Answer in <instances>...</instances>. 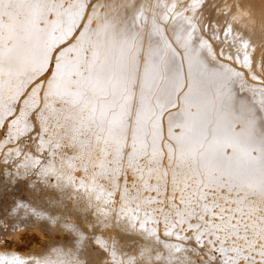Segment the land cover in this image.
Instances as JSON below:
<instances>
[{
    "label": "snow or ice",
    "instance_id": "obj_1",
    "mask_svg": "<svg viewBox=\"0 0 264 264\" xmlns=\"http://www.w3.org/2000/svg\"><path fill=\"white\" fill-rule=\"evenodd\" d=\"M230 7L0 0V129L35 132L60 164L25 152L19 166L82 190L119 230L93 238L103 264H264V37Z\"/></svg>",
    "mask_w": 264,
    "mask_h": 264
},
{
    "label": "rangeland",
    "instance_id": "obj_2",
    "mask_svg": "<svg viewBox=\"0 0 264 264\" xmlns=\"http://www.w3.org/2000/svg\"><path fill=\"white\" fill-rule=\"evenodd\" d=\"M262 3L264 4V0H262ZM29 134H30V133H29ZM27 135H28V134H27ZM27 135H25V136H27ZM25 136H23V137L25 138ZM23 137H22V138H23ZM2 138H3V140H5V139H4V138H5V133L3 134V137H2ZM22 138H21L19 141L17 140L18 142L16 141V142H17L16 144L19 146L18 143H20V145L22 144V145H24L23 147H25V143H24L25 140H23ZM21 141H23V142H21ZM14 142H15V141H14ZM9 144H10V143H9ZM9 144H8V145H9ZM12 144H15V143L12 142ZM37 144H38V143H37ZM8 145L6 144V146H8ZM6 146H5V147H6ZM33 146H34V145H33ZM5 147H4V148H3V147H0V148H2V151H3V154H2V152H1V150H0V154L5 155L6 152L9 154V152L12 150V149H8V150H6ZM19 147H20V146H19ZM28 147H29V146H26L25 149H27ZM33 148H34V150H33ZM33 148H32V147H29L28 149H29L30 151H29V150H28V151L26 150V151H27V153L30 152V153H28L30 156L36 157V158H38V159L40 158V159H41L40 162L42 161L41 164L45 165V163H47V161L50 160V159H52L53 162H54L56 165H57L58 163L60 164V157H58L59 155H57V156H55V157L53 158V157H51L50 155H48L47 150H45V151H43V152H40V151H37V147H36V146L33 147ZM4 149H5V150H4ZM20 149H21L22 152L25 151V149L23 150V148H21V147H20ZM9 150H10V151H9ZM31 150H33V151H31ZM35 150H36L37 152H36ZM4 151H5V152H4ZM13 151H14V150H13ZM32 152H33V153H32ZM34 152H36V154H38V155H36ZM7 153H6V154H7ZM14 153H15V152L12 153V151L10 152V155L13 154V155H11V156H12L11 158L14 157V155H15ZM24 153H25V152H24ZM22 154H23V153H21V155H22ZM45 154H46V155H45ZM2 155H0V158H1V157L3 158ZM10 155H8V156L5 155L4 158H3V160H0V174H2V173H3V175H4V174H5V175L8 174V176L11 177V180H12V181H11L9 177H8V178H9V180H8V178H6V176L3 177L4 179H0V185H1V187H0V200H1V202H0V206H1V208H2V209L0 208V209H1V210H0V213L3 214L6 210H7V212H8V214H7V212H5V213L7 214V215L4 214L5 216L2 215V214H1L2 216L0 215V219H1L0 221L4 220L3 222H0V223H2V226L0 225V228H2V227L4 226V227H3L4 229H0V232L2 231V232L0 233V235H2V236H0V239L2 238L1 241H0V245H2V246H3V245H6V246L8 247L7 249H9V250H16V251H19V252H23V250L21 249V246H22V248L25 249L24 252H25L26 250H28V251L30 250V253H29V252H26V253H28V254H32L31 252L35 250V249H33V248H34V247H35V248L37 247V250H36V253H35V254L37 255V257H36V261H37V262L39 261V260H37V259L41 257V258L45 259V261L48 259L49 261L55 262V264H56V262H57V264H58V263H59V264H63V263H65V264H70V262L73 261V260L75 259V257H76L75 255H78V256H77L78 258H76L75 262H76L77 260L79 261V257H80V255H81V253H82V255H81V257H80V260H82V262L85 261V260H83V259H85V258L87 257L88 254L91 255L92 258H95V257L97 256L98 258L96 257L95 259H96V260H99V262L102 261V260H101V256L99 257V256L97 255V252H95L96 250H98V246H97L92 240H93V238H94L95 236H99L100 238H102V237L105 235L104 237H106L107 232H105V234H104V231H105L106 229H102L103 223H102V225H101V224H96V223H98V220H99V222L101 221V220L99 219L98 212H97L93 207H92V208H91V207H87V205H86L87 203H84V204H83V202H84V200H85V199H84V196L81 195V194H84L83 191L81 190V191H79V193H76V192H75V193H76V195H75L74 192H70V190H72V188H71V187H68V188L65 187V186H64V182L61 183V181H60V182L57 181V177H56V176H55V177L52 176L53 179H51V178H52V177H51V178H50V179L52 180V181H51V180L48 178V177H50L51 175H50V176H45V177H44L43 175L38 174V172L40 171L38 168H35V171L32 172V171L34 170V168H31V170L24 171V170H23L24 168L21 167V169H22V171H21V169H20L18 163H20L19 161H21V159H22L21 157H22V156H21V157H17V156L15 155V156H16V157H15L16 160H15V158H14V159H11V158L9 157ZM34 155H35V156H34ZM6 156H7V157H6ZM46 156H47V157H46ZM41 157H42L43 159H42ZM44 157H45V158H44ZM2 158H1V159H2ZM7 158H8V159H7ZM19 158H21V159H19ZM46 158H48V159H46ZM4 159H5V160H9V159H11V161L13 160L12 162H16V164L14 163V165H15V167L18 166L17 169H16L15 167L10 168V167L14 166V165H10V164H13V163H12L10 160L8 161V162H9V163H8L7 161H4ZM44 159H46L45 162H44ZM55 159H57V160H55ZM18 160H19V161H18ZM58 160H59V161H58ZM1 162H2V163H1ZM5 162H6V163H5ZM10 162H11V163H10ZM43 162H44V163H43ZM4 164H5V165H4ZM8 164H9V165H8ZM59 164H58L57 166H59ZM1 165H3V166H1ZM6 165L9 166V168H8V167H5ZM4 167H5V168H4ZM1 168H2L4 171H3ZM7 168H8L9 170H8ZM6 169H7L8 171H6ZM36 169H38V171H37ZM19 170H20V171H19ZM2 171H3V172H2ZM5 171H6V172H9V173H12V174L6 173ZM36 171H37V173H35ZM29 172H30L31 174H30ZM17 173H18V174H17ZM32 173H33V176H34V177H32ZM39 173H40V172H39ZM21 174H22V175H21ZM34 174H35L36 176H35ZM37 174H38V176H40V177L43 176V177H42V178H40V177L38 178ZM3 175H2V176H3ZM15 175H17V176H21V178L16 176L18 179H17V178L14 179V178H15ZM29 175H30V176H29ZM76 175H78L77 177H79L80 173H78V174L76 173ZM0 176H1V175H0ZM2 176H1V178H2ZM22 177L25 178V179H23ZM30 178H32V181H31ZM37 178H38V179H37ZM54 178H55V179H54ZM19 179H20V180H19ZM22 179H23V180H22ZM34 179H36V181H35ZM39 179H40V182L37 183V180L39 181ZM43 179H44V180H43ZM3 180H4V181H3ZM5 180L7 181L6 184H8V185L5 184ZM13 180L15 181V183L18 182V183L16 184V187H19V188L21 187V189H22V186H23V188L25 189V192H24V189H22V192H24L25 194H23L22 192H19V191H21V189L19 190V188H16V187H15V183H13V182H14ZM17 180H19V181H17ZM42 180H43V181H42ZM49 180L51 181V184H50ZM55 180H56V181H55ZM21 181H22V183H21ZM53 181H55L54 184L52 183ZM3 182H4V183H3ZM9 182H10V183H9ZM23 182H24V183H23ZM25 182L28 183L29 185L27 186V184H26ZM41 182L43 183L42 185H41ZM46 182H47V184L49 183V184H48L49 187H47V185L45 184ZM11 183H12V184H11ZM19 183H20V184H19ZM39 183H40L41 187H39ZM56 183H57V184H56ZM9 184H10V185H9ZM13 184H14V186H12ZM18 184H19V185H18ZM22 184H23V185H22ZM32 184H33V185H32ZM37 184H38V185H37ZM52 184H53V185H52ZM55 184L57 185V187L54 186ZM60 184L63 185L64 187H63V186H62L63 188L60 187ZM2 185H3V186H2ZM35 185H36V187H35ZM43 185H46V187L43 186ZM58 185H59V186H58ZM5 186H8V187L10 186V187H9L10 190H9L8 188H6ZM11 186L13 187V190H14V191H15V189H16L15 192L12 190V187H11ZM50 186H51L52 189L50 188ZM53 186L55 187L56 190L54 189ZM14 187H15V188H14ZM25 187H26V188H25ZM27 187H28V188H27ZM34 187H35V188H34ZM58 187H59V188H58ZM2 188H3V189H2ZM32 188H33V189H32ZM36 188H37L38 190H36ZM40 188H42V189H40ZM45 188H46L47 190H46ZM61 188H62V189H61ZM17 189H18L19 191H18ZM26 189H27V190H26ZM28 189H29L30 191H29ZM39 189H40L41 191H39ZM50 189H51V190H50ZM63 189L65 190V192H64ZM68 189H69V193H68V191H67ZM44 190L47 191V193H46ZM48 190H50V193H51V194L49 193ZM53 190H54V191H53ZM60 190H61V191H60ZM4 191H5V192H4ZM10 191H11V192L13 191L14 193L12 192V195H11V194H9ZM26 191H27V192H26ZM31 191H32V192H31ZM34 191H35V192H34ZM51 191H52V192H51ZM72 191H73V190H72ZM1 192H2L3 194L5 193V194H6V197H4L5 194L2 196ZM11 192H10V193H11ZM16 192H18V193H16ZM28 192H29V193H28ZM41 192H42V193H41ZM53 192H54L55 194L57 193L59 196H57V194H56V196H55V194H54ZM7 193H8L10 196H9ZM15 193H16V194H15ZM20 193H21V194H20ZM26 193H27V194H26ZM33 193H35V194H33ZM38 193H39V194L41 193V196H40ZM44 193H45V194H44ZM48 193H49V194H48ZM65 193H66V196H67V195H70V196H71V197H70V196H67V200H68V201L65 200V199H66V198H65ZM80 193H81V194H80ZM18 194H20V195L18 196ZM30 194H31V195L33 194L34 197L31 196ZM53 194H54V196H53ZM77 194H78V196H77ZM13 195H14V196H13ZM15 195H17V196H16L17 198L15 197ZM21 195L24 196L23 198H26V197H27V198L24 199V200H22V199H23V198H22V199L20 200V198L22 197ZM25 195H26V196H25ZM27 195H29V196H27ZM36 195H37V196L39 195V196L37 197ZM45 195H46V196H45ZM47 195H48V197H47ZM49 195H51V196H49ZM73 195H75L76 198H75ZM8 196L11 197V198H10L11 200L9 199ZM20 196H21V197H20ZM43 196H44V197H43ZM61 196H63V197H61ZM82 196H83V197H82ZM1 197H2V198H1ZM7 197H8V200H7ZM13 197H14V198H13ZM18 197H19V198H18ZM28 197H30V199H31L30 202H31V203H30V202L28 203V201L30 200ZM39 197H40V198H39ZM41 197H42V198H41ZM46 197H47L49 200H52V201H53V198H54V197H55V199H56V197L59 198V199L61 198V202H63V201L65 200L63 203H64V205H65V204H66V205H65L63 208L66 207L67 210L65 209V212H64V213L67 212V213H66L67 216L64 215V214H62V215H64V219H63V218L60 219V217H58V218H56V219H57V220H58V219L61 220L60 223L63 222V221H65V220H68V221H67L68 224H64V222H63V224H62V223L60 224V223H59V220H58V221H57V220L55 221V220H53V219L51 220L50 217H49L50 219H49L48 221H46L47 218H48V216H49L48 213L51 212V211H48V213H47L46 210H49V209H51V207L53 208V207L55 206L54 201H53V202H52V201H49ZM52 197H53V198H52ZM68 197H69V198H72V199H68ZM73 197H74V198H73ZM81 197H82L83 199H82ZM12 198H13L14 200H13ZM36 198H37V199H36ZM50 198H51V199H50ZM62 198H63V200H62ZM78 198H79V199H78ZM80 198H81L83 201H81ZM18 199H19V200H18ZM27 199H28V200H27ZM34 199H36V200L34 201ZM43 199H44V200H43ZM2 200H4V201H2ZM5 200H7V201H5ZM17 200L20 201V203L23 201L22 204H20ZM8 201L10 202L9 204H8ZM14 201H16V202H14ZM24 201H26V202L24 203ZM32 201H33V202H32ZM48 201H49V203H47ZM69 201H70L71 204L69 203ZM73 201H74V202H73ZM76 201H77V202H76ZM79 201H80V202H79ZM3 202H5V203H3ZM36 202H37V203H36ZM38 202H40L39 205H38ZM41 202H42V203H41ZM43 202H44V203H43ZM45 202H46V203H45ZM50 202H52V203H50ZM65 202H67V203H65ZM78 202H79V204H80L81 206L78 204ZM81 202H82L83 205L81 204ZM1 203L5 204V206H4L3 204H1ZM6 203H7L8 206L6 205ZM11 203H12V204H11ZM14 203H15V204H14ZM16 203H18L21 207H19L18 204H16ZM33 203H34V204H33ZM53 203H54V204H53ZM73 203H74V204H73ZM75 203H76V206H75ZM25 204H26V205H25ZM29 204H30V205H29ZM31 204H32V205H31ZM44 204H45V205H44ZM47 204L50 205V206H48ZM2 205H3V206H2ZM10 205H15V206H14V208H13V207L10 206ZM33 205H34V206H33ZM36 205H37V206H36ZM40 205H41L42 207H44V208H41ZM46 205H47V206H46ZM51 205H52V206H51ZM77 205H79L80 210L77 208V207H78ZM6 206L9 207V210L7 209ZM27 206H28V207H27ZM30 206H31V207H30ZM45 206H46V207H45ZM73 206H74L75 208H74ZM10 207H11V209H10ZM29 207H30V208H29ZM35 207H36V209H34ZM47 207H48V209H47ZM81 207H82V208H81ZM85 207H87V208L84 209V212H83L82 210H83V208H85ZM5 208H6V209H5ZM12 208H13V209H12ZM15 208H16V209H15ZM18 208H19V209L21 208V210H22L24 213H22V211L19 210ZM24 208H25V210H23ZM38 208H39V209H38ZM89 208H90L91 212H90ZM26 209H27V210H26ZM30 209H31V211L33 210V212L36 211L35 213H39V211H41V210H42V211L44 210V211H43V212L41 211V212H40L41 215H39V216L36 215V217H35V213L31 212ZM40 209H41V210H40ZM69 209H70V210H69ZM92 209H93V210H92ZM4 210H5V211H4ZM13 210H17V211L14 212ZM18 210H19V211H18ZM34 210H35V211H34ZM37 210H38V212H37ZM75 210H76V212H78V213L75 212V214H74V211H75ZM77 210H78V211H77ZM88 210H89V211H88ZM3 211H4V212H3ZM27 211H28V212H31V213L34 214V215L32 216V214H30V213H29V215H28V212H27ZM69 211H70V212H69ZM87 211H88V212H87ZM92 211H93V212H92ZM94 211H95V212H94ZM18 212H19V213H18ZM20 212H21V213H20ZM68 212H69V213H68ZM13 213H14V214H13ZM26 213H27V215H28V217H27L28 220L26 219ZM44 213H45V214H44ZM46 213H47V214H46ZM70 213H71V216L68 215V214H70ZM81 213H82L83 215H81ZM85 213H88V215L90 214V215H89L90 217H89L87 214L85 215ZM17 214H18L19 217L17 216ZM42 214L45 215V216L48 215V216L45 218V220H43V219H44V216H43ZM77 214H78V215H77ZM91 214H92V215H91ZM8 215H9V216H8ZM11 215H13V216H11ZM14 215H15V216H14ZM23 215H24V216H23ZM75 215H76V217H75ZM79 215H80V216H79ZM93 215H94L95 217H94ZM96 215H97V216H96ZM29 216H30V217H29ZM42 216H43V217H42ZM65 216L67 217V219H65V218H66ZM73 216H74L75 218H74ZM81 216H82V217H81ZM86 216H87V217H86ZM2 217H3V219H2ZM12 217L15 218L16 220L13 219ZM17 217H18V219H17ZM31 217H32L33 219H32ZM37 217H38V218H37ZM39 217H40V218H39ZM68 217H69V219L72 218V219H71L72 221L69 220ZM77 217H79V219H78ZM80 217H81V218H80ZM83 217H85V218H83ZM93 217H94V218H93ZM97 217H98V218H97ZM10 218H11L12 220H11ZM21 218H22V223H21ZM29 218H30L31 221L29 220ZM34 218H35V219H34ZM42 218H43V219H42ZM87 218H88V220H87ZM90 218H92V222H91ZM95 218H96V220L98 219L97 221L95 220L96 223L94 222V219H95ZM7 219L11 220L12 225L14 226V224H15V226L12 227V225H10V224H11L10 221L7 220ZM39 219H40V220H39ZM62 219H63V220H62ZM81 219H82V221L85 220V219H86V220L82 222ZM13 220H14V223L12 222ZM33 220H35V221H34V224H33V222H32ZM73 220H74V221H73ZM78 220H79V221H78ZM15 221H16V222H15ZM26 221L28 222V224L26 223ZM40 221H44V223H42V222H40ZM54 221H55V222H54ZM80 221H81V222H80ZM4 222H7V223H8V224H7L8 226L6 225V223H5V225H6V226H5V225L3 224ZM18 222H20V224H19ZM24 222H25L26 224H25ZM29 222H30V224H29ZM31 222H32V223H31ZM35 222H36V223H35ZM37 222H38V223H37ZM45 222H47V224H46ZM65 222H66V221H65ZM69 222H70L71 224H72L73 222H74V223H73L72 225H70ZM77 222H79V224H78ZM85 222H86L87 224H86ZM93 222H94V223H93ZM9 223H10V224H9ZM16 223H18L19 225L17 226ZM39 223H42V225H41V224L39 225ZM53 223H54V225L57 223L56 226H57V228L59 227L58 230H57L56 226H55L56 229L54 228ZM82 223H83V224L85 223L84 225H82L83 227L80 225V224H82ZM92 223H93V224H92ZM21 224H22V225H21ZM31 224H32V225H31ZM36 224H38V225H36ZM44 224L46 225L45 227H43ZM48 224H50L51 227H50ZM51 224H52V225H51ZM59 224H60V225H59ZM89 224H90V225H89ZM95 224H96V225H95ZM26 225H28L27 227H29L30 225H31V226H33V225H34V226H38V229H37V228L35 229L34 227L27 228ZM58 225H59V226H58ZM67 225L70 226L71 228L74 226V227H73L74 229H73V228H72V229H71V228L68 229V226H67ZM76 225H78L77 227L80 228V229H78V228L76 227ZM79 225H80V226H79ZM87 225H89V226L85 228L84 226H87ZM93 225H94L95 227H97V226H98V227H97V228L92 227ZM99 225H100V226H99ZM9 226H11L10 228H8V229H10V230L7 229V230H8V231H7L5 228H7V227H9ZM19 226H20L22 229H21ZM22 226H23L24 228H23ZM39 226H40L41 229L39 228ZM60 226H61V227H60ZM63 226H64L65 228H66V226H67L66 229L68 230V232H66L67 230H66L65 228H63ZM52 227H53V228H52ZM89 227L92 228V229H91L92 231H91L90 229H88ZM103 227H104V226H103ZM98 228H99L100 230H99ZM14 229H16V230H14ZM20 229H21L22 231H21ZM52 229H53V230H52ZM84 229H85V230H84ZM86 229H87V230H86ZM93 229H94V230H93ZM95 229H96V230L98 229L97 231H101V232L98 233V232L95 231ZM3 230H4L5 232H3ZM11 230H12V231H11ZM13 230L15 231L16 234L14 233ZM18 230H19V231H18ZM56 230H57V231H56ZM59 230H60V232H59ZM64 230H65V231H64ZM69 230H70V231L72 230V232H69ZM78 230H79V231H78ZM82 230H84V231H82ZM102 230H103V231H102ZM6 231H7V232H6ZM9 231H10L11 233H10ZM43 231H44V232H43ZM50 231L53 233V235H54V233H55L56 240H55V236H52V234L50 233ZM55 231H56V232H55ZM61 231H62V232H61ZM77 231H78V232H77ZM86 231H87L88 233H87ZM93 231H95V232H93ZM12 232H13V233H12ZM46 232H47V233H46ZM73 232L75 233V235H74ZM80 232L83 233V235L85 234V236H86V238L84 237V239H83L84 241L82 240V243H80V242H81V240H80L81 238H80V237H77V236H80V235H79ZM91 232H92L93 234H92ZM102 232H103V233H102ZM2 233H3V234H2ZM24 233H26V236H24V235H25ZM33 233H36V234H33ZM48 233H49V234H48ZM56 233H58V234H56ZM59 233H60V234H63V235L60 236ZM68 233H69L70 235H72L73 237H75V236L77 235V236H76L77 238H76V237L73 238L72 236L67 235ZM4 234H5V235H4ZM6 234H7V235H6ZM8 234H10V235H8ZM11 234H12V235H11ZM14 234H15V235H14ZM45 234H47V235H45ZM50 234H51V237L48 238L47 236H50ZM89 234H90V235H89ZM100 234H101V235H100ZM13 235H14V237H13ZM44 235L46 236V237H45L46 239H43V238H42V236H44ZM91 235H93V236H91ZM94 235H95V236H94ZM5 236H6V237H5ZM7 236H8L9 238H8ZM17 236H18V238H16ZM32 236H33V237H32ZM57 236H60V237H57ZM67 236H68V237H67ZM10 237H11V238H10ZM20 237H21V238H20ZM61 237L64 238V240H65V238H66V239L68 238V241L65 240V241H66V244H65V241H63V239H61ZM69 237H71V238H69ZM88 237H89V238H88ZM104 237H103V238H104ZM3 238H4V239H3ZM40 238H42L43 240H41ZM58 238H59V240H58ZM72 238H73V239H72ZM14 239H15L16 241H14ZM21 239H22V241H21ZM36 239H37V240H36ZM38 239H40V240H38ZM52 239H54V240H52ZM69 239H70V241H69ZM71 239H72V240H71ZM76 239H77V243H75ZM78 239H79V241H78ZM86 239H87V240H86ZM91 239H92V240H91ZM19 240H20V241H19ZM48 240H49V242H48ZM51 240L53 241V244H51V243H52ZM57 240H58V242H57ZM74 240H75V241H74ZM88 240H89V241H88ZM12 241H13V242H12ZM17 241H18V242H17ZM38 241H39V242H38ZM41 241H42V242H41ZM44 241L47 242V243H45ZM50 241H51V243H50ZM61 241L63 242V245H62V242H61ZM91 241H92L93 243H92ZM59 242H61V243H60L61 245L58 244ZM67 242H68V243H67ZM69 242H72L71 244L74 243V245H70ZM83 242H84V243H83ZM87 242H89V243H87ZM90 242H91V244H90ZM12 243H13V244H12ZM42 243H43V244H42ZM44 243H45V244H44ZM56 243H57V245H56ZM11 244H12V245H11ZM64 244H65V246H64ZM67 244H69L70 247H69ZM80 244H81V245H80ZM86 244H87L88 246H86ZM89 244H90V245H89ZM94 244H95V246H94ZM38 245L42 246V248H43L44 246H45V247L42 249V248H40V246H38ZM48 245H49V246H48ZM51 245H52V246H51ZM55 245H56V246H55ZM66 245H67V248H66ZM79 245H80V247H79ZM82 245H83V248H82ZM91 245H92V246H91ZM6 246H5V247H6ZM46 246H47V247H46ZM60 246L63 247V249H62ZM71 246H72V249H73V248H75V249L72 250V249H71ZM77 246H78V247H77ZM93 246L95 247V249L93 248ZM17 247H18V248H17ZM57 247H58V249H57ZM85 247H88V248H86L88 251L85 249ZM91 247H92L93 249H92ZM46 248L48 249V251L50 252V254H48V251H47ZM50 248H55V249H53V251H52V249H50ZM60 248H61V250H60ZM65 248H66V249H65ZM69 248H70V249H69ZM78 248H80L81 250H80V249L78 250ZM90 248H91L92 250H91ZM96 248H97V249H96ZM38 249H39V250H38ZM40 249H42V250H40ZM31 250H32V251H31ZM43 250H44V251H43ZM45 250H46V251H45ZM50 250L52 251V253H53V252H54V253H55V252H57V253L59 252V253H58V255H57V253H55V256H54V255H53L54 253L51 254V251H50ZM62 250H63V251H62ZM65 250H66V251H65ZM75 250H76V252H75ZM83 250H84V251H83ZM89 250H90V251H89ZM40 251L43 252V254H41V256H40ZM64 251H65V252H64ZM77 251H80V253L77 252ZM85 251H87L88 253L85 252ZM42 252H41V253H42ZM83 252H84L85 254H84ZM92 252H93V253H92ZM94 252H95L96 254H95ZM45 253H46V254H45ZM64 253L66 254L65 256H63ZM68 253H69V254H68ZM71 253H73V254H71ZM74 253H75V254H74ZM77 253H78V254H77ZM86 253H87V254H86ZM38 254H39V257H38ZM44 254H45V256H44ZM59 254H60V255H59ZM67 254H68L69 256H68ZM92 254H94V255H92ZM49 255H51V256H50V257H51V258H50L51 260L49 259ZM56 255H57V256H56ZM70 255H71V256H70ZM73 255H74V256H73ZM89 255H88L87 259L89 258ZM93 256H94V257H93ZM45 257H48V258L46 259ZM58 257H59L60 259H57ZM62 257L65 259V262H64V260L61 261V262H59L61 259H63ZM69 257H70V258H69ZM83 257H85V258H83ZM32 258H35V257H32ZM41 258H40V262H41V264H43V261H44V260L42 261ZM68 258H69V259H68ZM90 258H91V257H90ZM90 258H89V259H90ZM92 258H91V260H92ZM70 259H71V260H70ZM28 260H29V261H28ZM30 260H31V259H26L25 261L29 262L28 264H30V263L32 264V262H36L35 259H34V260L32 259L31 261H30ZM53 260H55V261H53ZM56 260H59V261H56ZM67 260H68V261H67ZM69 260H70V262H69ZM96 260H92V261L94 262V261H96ZM78 261H77V262H78ZM66 262H68V263H66ZM75 262L73 261V263H72V262H71V263H72V264H75ZM102 262H103V261H102ZM102 262H100V264H103ZM33 264H35V263H33ZM76 264H77V263H76Z\"/></svg>",
    "mask_w": 264,
    "mask_h": 264
},
{
    "label": "bare ground",
    "instance_id": "obj_3",
    "mask_svg": "<svg viewBox=\"0 0 264 264\" xmlns=\"http://www.w3.org/2000/svg\"><path fill=\"white\" fill-rule=\"evenodd\" d=\"M218 2H219L220 5L227 4V5H230V6H231V7H230V10L228 11V15H229V16H231L233 13H239V15H238V19H239V23H240V25L244 26V27H245V30H251V32H252L254 38L264 37V4L262 3V0H218ZM212 43H213V47L216 48V46L219 44V41H212ZM225 50L227 51V48H226ZM206 62L209 64L210 67H212V66L215 65V63H216L215 61H213V60L211 59V57H207ZM227 63L232 64V66H233V67H236L238 70H243V71H245V80L247 81V84L242 85L241 82H234V83L230 84V87L232 88V91H233L234 95L236 96V98L239 99V98L243 97V98H245V99H247V100H251V99H253V97H252V93L249 91L248 85H251V84H253V83H255V82H253V81H251L250 79H248V76H247V70H246V69H241V68H240V65L235 64V63H233L232 61H227ZM185 70H187V65H186V64H185ZM29 87H30V86H29ZM207 90H208V98H209V100H210V99L212 98V96H213V93L215 92V85L211 82V80H209V82L207 83ZM173 111H176V110L173 109ZM3 134H4V130L0 129V147H3V148H4V147L6 146V144L8 145V144L10 143L8 146L5 147V149H6V150H8V149H12V150H11L12 153L15 152V151H13V150L16 149V148H20V147H21V148H23V150H24L25 147H26V145L29 146V147H32V148L35 147V146L37 147L38 137L36 136L35 132H32V133L28 134L27 136H25V138H24V137H23V138L21 137L23 140H25V141H24V143H25V147H23L24 145H22V144L20 145V143H18L19 146H20V147H19V146L16 144V143L19 141V140L17 141V139H13V140H11V141H6V138H4L5 140H3V138H2V137H3ZM29 136H31V139H29ZM14 141H15V142H14ZM16 141H17V142H16ZM12 142L15 143V144H12ZM33 145H34V146H33ZM29 147H28V148H29ZM28 148L25 149L24 152H27V151L29 150ZM5 149H4V150H5ZM0 150H1L2 154H3L2 148H0ZM26 150H27V151H26ZM33 150H34V148H33ZM33 150H31V151H33ZM9 151H10V150H9ZM11 151H10V152H11ZM29 151H30V150H29ZM35 151H36V150H35ZM4 152H5V151H4ZM10 152H9V154L6 152L7 154L5 153V155H7V156L10 155ZM24 152L21 151V153H23V154H24ZM36 152H37V151H36ZM36 152H34V153L36 154ZM28 153H30V152H28ZM32 153H33V152H32ZM2 154H0V155H2ZM14 154H15V153H14ZM23 154H22L21 156H23ZM5 155H2L3 158H4ZM11 155H13V154H11ZM11 155L9 156L10 158L12 157ZM36 155H38V154H36ZM45 155H46V154H45ZM48 155H49V154H48ZM7 156H6V157H7ZM34 156H35V155H34ZM15 157H16V156L14 155V157L11 158V159H14ZM32 157H33V156H32ZM46 157H47V156H46ZM58 157H60V156H58ZM1 158H2V157H1ZM1 158H0V160H3V158H2V159H1ZM21 158H22V157H21ZM21 158H19V159H21ZM41 158H42V157H41ZM44 158H45V157H44ZM7 159H8V158H7ZM11 159H9V160L11 161ZM39 159H40V158H39ZM42 159H43V158H42ZM46 159H48V158H46ZM46 159H44V162H45ZM9 160H5V159H4V161H7V162H8ZM15 160H16V158H15ZM40 160H41V159H40ZM51 160H52V159H51ZM55 160H57V159H55ZM12 161H13V160H12ZM12 161H11V162H12ZM18 161H19V160H18ZM58 161H59V160H58ZM11 162H10V163H11ZM19 162L21 163V161H19ZM41 162H42V161H41ZM44 162H43V163H44ZM1 163H2V162H1ZM5 163H6V162H5ZM8 163H9V162H8ZM12 163H13V164H10V165H14V163L16 164V162H12ZM20 163H18V164L20 165ZM45 164H46V163H45ZM58 164H59V163H58ZM58 164H57V165H58ZM4 165H5V164H4ZM8 165H9V164H8ZM41 165H43V164H41ZM1 166H3V165H1ZM5 167H8V168H9V166H7V165H6ZM5 167H4V168H5ZM13 167H15V165L12 166V167H10V168H13ZM17 167H18V166H16L15 168L17 169ZM19 167H20V166H19ZM8 168H7V169H8ZM1 169H2V168H1ZM7 169H6V171L9 170V169H8V170H7ZM20 169H21V167H20ZM2 170H3V169H2ZM23 170L25 171V169H23ZM29 170H31V169H29ZM36 170L38 171V169H36ZM3 171H4V170H3ZM3 171H2V172H3ZM6 171H5V172H6ZM19 171H20V170H19ZM21 171H22V169H21ZM34 171H35V168H34V170H33L32 172H34ZM37 171H36L35 173H37ZM39 172H40V171H39ZM39 172H38V174H40ZM6 173H9V172H6ZM29 173H30V172H29ZM9 174H12V173H9ZM17 174H18V173H17ZM30 174H31V173H30ZM38 174H37V176H38ZM77 174H78V173H77ZM0 175L2 176L3 173L0 174ZM21 175H22V174H21ZM34 175H35V174H34ZM80 175H81V173H80ZM80 175H79V176H80ZM1 176H0V179H4V178H3L4 176H6V178L9 177L8 174H6V175L4 174V175L2 176V178H1ZM16 176H17V175H15V178H14V179H16L17 177H20V178H21V176H17V177H16ZM29 176H30V175H29ZM35 176H36V175H35ZM52 176L55 177V175H51V176L48 177V178L50 179ZM77 176H78V175H77ZM32 177H34V176H33V173H32ZM39 177H40V176H38V178H39ZM42 177H43V176H42ZM42 177H40V178H42ZM44 177H45V176H44ZM9 178H10V180H11V177H9ZM9 178H8V180H9ZM22 178H23V177H22ZM38 178H37V179H38ZM17 179H18V178H17ZM23 179H25V178H23ZM23 179H22V180H23ZM30 179H31V181H32V178H30ZM51 179H53V177H52ZM51 179H50V180H51ZM54 179H55V178H54ZM19 180H20V179H19ZM19 180H17V181H19ZM34 180L36 181V179H34ZM43 180H44V179H43ZM43 180H42V181H43ZM50 180H49V182H50V184H51V181H52V180H51V181H50ZM3 181H4V180H3ZM11 181H12V180H11ZM13 181H14V180H13ZM55 181H56V180H55ZM55 181H53L52 183L54 184ZM57 181H58V180H57ZM38 182H40V179H39V181L37 180V183H38ZM59 182H60V181H59ZM3 183H4V182H3ZM6 183H7V181L5 180V184H6ZM9 183H10V182H9ZM13 183H15V181H14ZM17 183H18V182H17ZM17 183H15V187H16V184H17ZM21 183H22V181H21ZM23 183H24V182H23ZM25 183H26V182H25ZM61 183H63V181H61ZM11 184H12V183H11ZM19 184H20V183H19ZM19 184H18V185H19ZM26 184H27V186L29 185L28 183H26ZM42 184H43V183L41 182V185H42ZM45 184L47 185V187H49V185H48L49 183L47 184V182H46ZM53 184H52V185H53ZM56 184H57V183H56ZM56 184H55L54 186L57 187ZM6 185H8V184H6ZM9 185H10V184H9ZM22 185H23V184H22ZM32 185H33V184H32ZM37 185H38V184H37ZM41 185H40V183H39V187H41ZM46 185H43V186L46 187ZM2 186H3V185H2ZM12 186H14V184H13ZM12 186H11V187H12ZM54 186H53V187H54ZM58 186H59V185H58ZM62 186H63V185L60 184V187H62ZM0 187H1V185H0ZM5 187L9 189L10 186H9V187H8V186H5ZM15 187H14V188H15ZM35 187H36V185H35ZM35 187H34V188H35ZM63 187H64V186H63ZM63 187H62V188H63ZM16 188H19V187H16ZM25 188H26V187H25ZM27 188H28V187H27ZM50 188H51V186H50ZM58 188H59V187H58ZM62 188H61V189H62ZM67 188H68V187H67ZM2 189H3V188H2ZM20 189H21V187L19 188V190H20ZM22 189H24L23 186H22ZM22 189H21V191H19L18 189H17V190H18L19 192H22ZM32 189H33V188H32ZM40 189H42V188H40ZM40 189H39V191H41ZM45 189H46V188H45ZM51 189H52V188H51ZM51 189H50V190H51ZM54 189H55V187H54ZM9 190H10V189H9ZM12 190H13V187H12ZM26 190H27V189H26ZM28 190H29V189H28ZM36 190H38V189L36 188ZM46 190H47V189H46ZM50 190H48L49 193H50ZM55 190H56V189H55ZM63 190H64V189H63ZM72 190H73V189H72ZM72 190H70V192H73ZM13 191H14V190H13ZM13 191H12V192H13ZM15 191H16V189H15ZM15 191H14V192H15ZM29 191H30V190H29ZM44 191H45V190H44ZM53 191H54V190H53ZM60 191H61V190H60ZM67 191H68V193H69V189H68ZM4 192H5V191H4ZM10 192H11V191H10ZM10 192H9V194L12 195V192H11V193H10ZM14 192H13V193H14ZM24 192H25V189H24ZM24 192H22V193L25 194ZM26 192H27V191H26ZM31 192H32V191H31ZM34 192H35V191H34ZM45 192L47 193V191H45ZM51 192H52V191H51ZM64 192H65V190H64ZM16 193H18V192H16ZM16 193H15V194H16ZM28 193H29V192H28ZM41 193H42V192H41ZM41 193H40V194L38 193V194L41 196ZM49 193H48V194H49ZM53 193H54V192H53ZM74 193H75V192H74ZM76 193H79V192H76ZM76 193H75V195H76ZM1 194H2V196H3L5 193L3 194V193L1 192ZM7 194H8V193H7ZM9 194H8V195H9ZM20 194H21V193H20ZM20 194H18V196H19ZM26 194H27V193H26ZM33 194H35V193H33ZM33 194H32V195L30 194V195L33 196ZM44 194H45V193H44ZM50 194H51V193H50ZM54 194H55V193H54ZM54 194H53V196H54ZM56 194H57V193H56ZM56 194H55V196H56ZM80 194H81V193H80ZM39 195H38V196H39ZM75 195H73V196L75 197ZM81 195L84 196V194H81ZM9 196H10V195H9ZM9 196H8V197H9ZM13 196H14V195H13ZM16 196H17V195H15V197H16ZM21 196H22V195H21ZM21 196H20V197H21ZM25 196H26V195H25ZM27 196H29V195H27ZM36 196H37V195H36ZM38 196H37V197H38ZM45 196H46V195H45ZM49 196H51V195H49ZM57 196H59V195L57 194ZM67 196H70V195H67ZM67 196H66V193H65V198H66L65 200H66V201H68V200H67ZM77 196H78V194H77ZM83 196H82V197H83ZM4 197H6V194H5ZM8 197H7V200H8ZM23 197H24V196H22V197L20 198V200H21ZM33 197H34V196H33ZM43 197H44V196H43ZM47 197H48V195H47ZM47 197H46V198H47ZM61 197H63V196H61ZM70 197H71V196H70ZM74 197H73V198H74ZM82 197H81V198H82ZM1 198H2V197H1ZM10 198H11V197H9V199H10ZM13 198H14V197H13ZM13 198H12V199H13ZM16 198H17V197H16ZM18 198H19V197H18ZM26 198H27V197H26ZM26 198H23L22 200H24V199H26ZM28 198L30 199V197H28ZM39 198H40V197H39ZM41 198H42V197H41ZM52 198H53V197H52ZM75 198H76V197H75ZM81 198H80V200L83 201V200H82L83 198H82V199H81ZM36 199H37V198H36ZM36 199H34V201H35ZM47 199H48V198H47ZM50 199H51V198H50ZM68 199H72V198H69V197H68ZM78 199H79V198H78ZM7 200H5V201H7ZM10 200H11V199H10ZM13 200H14V199H13ZM18 200H19V199H18ZM18 200H17V201H18ZM27 200H28V199H27ZM43 200H44V199H43ZM48 200H49V199H48ZM62 200H63V198H62ZM65 200H64V201H65ZM2 201H4V200H2ZM30 201H31V199L28 201V203H29ZM49 201H52V200H49ZM49 201H48L47 203H49ZM53 201H54V203H55V206H54L53 208L51 207V209H49V210H46L47 213H48V211H51L50 213H48L49 216L47 215L48 218H47L46 221H48L50 218H51V220L53 219V220L56 221V220H57L56 218H58V217H60V219H61V218L64 219V215H66V213H67V212L64 213L66 207H65V208H63V207H64L66 204L64 205V203H63L64 201L61 202V198L59 199V198L56 197V199H55V197H54V198H53ZM53 201H52V202H53ZM0 202H1V200H0ZM14 202H16V201H14ZM18 202L20 203V201H18ZM22 202H23V201H22ZM22 202H21L20 204H22ZM25 202H26V201H24V203H25ZM32 202H33V201H32ZM52 202H50V203H52ZM73 202H74V201H73ZM76 202H77V201H76ZM79 202H80V201H79ZM79 202H78V204H79ZM3 203H5V202H3ZM3 203H1V204H3ZM9 203H10V202L8 201V204H9ZM30 203H31V202H30ZM36 203H37V202H36ZM39 203H40V202H38V205H39ZM41 203H42V202H41ZM43 203H44V202H43ZM45 203H46V202H45ZM54 203H53V204H54ZM65 203H67V202H65ZM69 203H70V201H69ZM84 203H87V202L84 200L83 204H84ZM11 204H12V203H11ZM14 204H15V203H14ZM16 204H18V203H16ZM33 204H34V203H33ZM70 204H71V203H70ZM73 204H74V203H73ZM81 204H82V202H81ZM83 204H82V205H83ZM3 205L5 206V204H3ZM3 205H2V206H3ZM6 205H7V203H6ZM25 205H26V204H25ZM29 205H30V204H29ZM31 205H32V204H31ZM44 205H45V204H44ZM47 205H48V204H47ZM47 205H46V206H47ZM79 205H80V204H79ZM79 205H77V206H78L77 208L80 210ZM86 205H87V204H86ZM7 206H8V205H7ZM7 206H6V207H7ZM10 206H12V207L14 208L15 205H10ZM18 206L21 207L19 204H18ZM33 206H34V205H33ZM36 206H37V205H36ZM40 206H41V205H40ZM46 206H45V207H46ZM48 206H50V205H48ZM51 206H52V205H51ZM75 206H76V203H75ZM80 206H81V205H80ZM27 207H28V206H27ZM30 207H31V206H30ZM30 207H29V208H30ZM73 207H74V206H73ZM87 207H89V206H87ZM87 207L83 208L82 211L84 212V209H86ZM0 208H1V206H0ZM13 208H12V209H13ZM41 208H44V207L41 206ZM74 208H75V207H74ZM81 208H82V207H81ZM91 208H92V207H91ZM1 209H2V208H1ZM1 209H0V210H1ZM5 209H6V208H5ZM7 209L9 210V207H7ZM10 209H11V207H10ZM15 209H16V208H15ZM18 209H19V208H18ZM34 209H36V207H35ZM38 209H39V208H38ZM47 209H48V207H47ZM19 210H21V208H20ZM19 210H18V211H19ZM23 210H25V208H24ZM26 210H27V209H26ZM40 210H41V209H40ZM66 210H67V209H66ZM69 210H70V209H69ZM89 210H90V208H89ZM89 210H88V211H89ZM92 210H93V209H92ZM4 211H5V210H4ZM4 211H3V212H4ZM13 211L16 212L17 210H13ZM21 211H22V210H21ZM30 211H31V209H30ZM34 211H35V210H34ZM41 211H42V210H41ZM41 211H39V213H40ZM43 211H44V210H43ZM43 211H42V212H43ZM77 211H78V210H77ZM88 211H87V212H88ZM5 212H7V210H6ZM5 212H4L3 214L0 213V215H1V214H2V215H4V214L7 215L8 212H7V214H6ZM27 212H28V211H27ZM31 212H33V210H32ZM31 212H28V215H29V213L32 214ZM35 212H36V211H35ZM35 212H33V213H35ZM37 212H38V210H37ZM69 212H70V211H69ZM69 212H68V213H69ZM75 212H76V210L74 211V214H75ZM90 212H91V210H90ZM92 212H93V211H92ZM94 212H95V211H94ZM18 213H19V212H18ZM20 213H21V212H20ZM22 213H24V212L22 211ZM47 213H46V214H47ZM76 213H78V212H76ZM13 214H14V213H13ZM40 214H41V213H40ZM44 214H45V213H44ZM62 214H64V215H62ZM86 214L88 215V213H85V215H86ZM2 215H1V216H2ZM5 215H4V216H5ZM28 215H27V213H26V219H27ZM33 215H34V214H32V216H33ZM42 215H43V214H42ZM68 215L71 216V213L68 214ZM77 215H78V214H77ZM81 215H83V214L81 213ZM89 215H90V214H89ZM89 215H88V216H89ZM91 215H92V214H91ZM98 215H99V219H100L101 221L99 222V220L97 219V220H98V223H96V222H95L96 218H95V219H94V222H95L96 224H101V225H102V223H103V219H102V217L100 216L99 213H98ZM8 216H9V215H8ZM11 216H13V215H11ZM14 216H15V215H14ZM17 216H18V214H17ZM23 216H24V215H23ZM43 216H44V219H43V218H42V219L45 220V218H46L47 216H45V215H43ZM43 216H42V217H43ZM66 216H67V215H66ZM66 216H65V217H66ZM79 216H80V215H79ZM93 216H94V215H93ZM96 216H97V215H96ZM18 217H19V216H18ZM18 217H17V219H18ZM29 217H30V216H29ZM35 217H36V213H35ZM49 217H50V218H49ZM73 217H74V216H73ZM75 217H76V215H75ZM75 217H74V218H75ZM81 217H82V216H81ZM81 217H80V218H81ZM86 217H87V216H86ZM89 217H90V216H89ZM94 217H95V216H94ZM94 217H93V218H94ZM12 218H13V217H12ZM31 218H32V217H31ZM37 218H38V217H37ZM39 218H40V217H39ZM77 218L79 219V217H77ZM83 218H85V217H83ZM97 218H98V217H97ZM2 219H3V217H2ZM10 219H11V218H10ZM13 219H15V218H13ZM32 219H33V218H32ZM34 219H35V218H34ZM63 219H62V220H63ZM65 219H67V217H66ZM68 219H69V217H68ZM71 219H72V218H70L69 220H71ZM0 220H1V219H0ZM7 220H9V219H7ZM11 220H12V219H11ZM11 220H9L10 223H11ZM15 220H16V219H15ZM27 220H28V219H27ZM29 220H30V218H29ZM39 220H40V219H39ZM58 220H59V219H58ZM58 220H57V221H58ZM85 220H86V219H85ZM85 220H83V221H85ZM87 220H88V218H87ZM90 220H91V222H92V218H90ZM97 220H96V221H97ZM3 221H4V220H2V221H0V222H3ZM30 221H31V220H30ZM34 221H35V220L32 221L33 224H34ZM55 221H54V222H55ZM60 221H61V220H59V223H60ZM65 221H66V222H65ZM65 221H63L64 224H68V222H67L68 220H65ZM71 221H72V220H71ZM73 221H74V220H73ZM78 221H79V220H78ZM81 221H82V219H81ZM81 221H80V222H81ZM83 221H82V222H83ZM12 222L14 223V220H13ZM15 222H16V221H15ZM32 222H31V223H32ZM40 222L44 223V221H40ZM63 222H61V223L63 224ZM94 222H93V223H94ZM5 223H6V225L8 224L7 222H4L3 224L5 225ZM10 223H9V224H10ZM18 223L20 224V222H18ZM18 223H16L17 226L19 225ZM21 223H22V218H21ZM24 223H25V222H24ZM26 223L28 224L27 221H26ZM26 223H25V224H26ZM35 223H36V222H35ZM37 223H38V222H37ZM42 223H39V225H40V224L42 225ZM45 223L47 224V222H45ZM61 223H60V224H61ZM69 223H70V222H69ZM73 223H74V222H73ZM73 223H72V224H73ZM77 223L79 224V222H77ZM85 223H86V222H85ZM85 223H84V224H85ZM93 223H92V224H93ZM29 224H30V222H29ZM56 224H57V223H56ZM56 224L54 225V223H53L54 228H55ZM60 224H59V225H60ZM72 224L70 223V225H72ZM84 224L82 223V224H80V225L82 226V225H84ZM86 224H87V223H86ZM96 224H95V225H96ZM0 225L2 226V223H0ZM6 225H5V226H6ZM10 225H12V223H11ZM21 225H22V224H21ZM31 225H32V224H31ZM31 225H30L29 227H27L28 225H26V227H27V228L34 227L35 229H36V228L38 229V226H34V225L31 226ZM36 225H38V224H36ZM48 225L50 226V224H48ZM51 225H52V224H51ZM59 225H58V226H59ZM80 225H79V226H80ZM89 225H90V224H89ZM89 225L84 226V227L86 228V227H88ZM7 226H8V225H7ZM14 226H15V224H14ZM14 226L12 225V227H14ZM45 226H46V225L44 224L43 227H45ZM67 226H68V225H67ZM67 226H66V228H67ZM77 226H78V225H76V227H77ZM99 226H100V225H99ZM3 227H4V226H3ZM3 227L0 228V229H4ZM10 227H11V226H9V227H7V228H5V229L7 230V229L10 228ZM19 227H20V226H19ZM22 227H23V226H22ZM50 227H51V226H50ZM60 227H61V226H60ZM73 227H74V226H73ZM73 227H72V228H73ZM82 227H83V226H82ZM92 227H95V226L93 225ZM97 227H98V226H97ZM97 227H95V228H97ZM20 228H21V227H20ZM23 228H24V227H23ZM39 228H40V226H39ZM52 228H53V227H52ZM56 228H57V226H56ZM56 228H55V229H56ZM58 228H59V227H58ZM58 228H57V230H58ZM63 228H65V227L63 226ZM66 228H65V229H66ZM70 228H71V227L68 226V229H70ZM72 228H71V229H72ZM77 228H78V227H77ZM21 229H22V228H21ZM21 229H20V230H21ZM40 229H41V228H40ZM73 229H74V228H73ZM78 229H80V228H78ZM88 229L91 230L92 228L89 227ZM98 229H99V228H98ZM98 229H97V230H98ZM102 229H106V230L104 231V234H105V232H107L106 236H109V235H111V236H116L117 233H118V231H119V230H118L116 227H114V226H113V227H108V228L102 226ZM8 230H10V229H8ZM8 230H7V231H8ZM14 230H16V229H14ZM14 230H13V231H14ZM52 230H53V229H52ZM57 230H56V231H57ZM66 230H67V229H66ZM84 230H85V229H84ZM84 230H82V231H84ZM86 230H87V229H86ZM93 230H94V229H93ZM97 230L95 229L96 232H98V233L101 232V231H97ZM99 230H100V229H99ZM7 231H6V232H7ZM11 231H12V230H11ZM18 231H19V230H18ZM21 231H22V230H21ZM56 231H55V232H56ZM64 231H65V230H64ZM78 231H79V230H78ZM78 231H77V232H78ZM91 231H92V230H91ZM95 231H93V232H95ZM102 231H103V230H102ZM1 232H2V231H1ZM1 232H0V233H1ZM3 232H5V231L3 230ZM9 232H10V231H9ZM43 232H44V231H43ZM59 232H60V230H59ZM61 232H62V231H61ZM66 232H68V230H67ZM69 232H72V230H71V231L69 230ZM86 232H87V231H86ZM10 233H11V232H10ZM12 233H13V232H12ZM14 233H15V231H14ZM46 233H47V232H46ZM50 233L52 234V236H55V233H54V235H53V233H52L51 231H50ZM73 233H74V232H73ZM80 233H81V232H80ZM87 233H88V232H87ZM91 233H92V232H91ZM102 233H103V232H102ZM2 234H3V233H2ZM15 234H16V233H15ZM15 234H14V235H15ZM24 234H25L24 236H26V233H24ZM33 234H36V233H33ZM48 234H49V233H48ZM51 234H50V236H47V237L50 238V237H51ZM56 234H58V233H56ZM59 234H60V233H59ZM92 234H93V233H92ZM4 235H5V234H4ZM6 235H7V234H6ZM8 235H10V234H8ZM11 235H12V234H11ZM14 235H13V237H14ZM45 235H47V234H45ZM45 235L42 236L43 239H46V238H45V237H46ZM62 235H63V234H60V236H62ZM67 235H70V234L68 233ZM74 235H75V233H74ZM89 235H90V234H89ZM100 235H101V234H100ZM121 235H123V236L125 237V239H127V240H129V241L135 239V234H134V233H131V232H129V233H121ZM0 236H2V235H0ZM60 236H57V237H60ZM70 236H72V235H70ZM76 236H77V235H76ZM76 236H75V237H76ZM91 236H93V235H91ZM94 236H95V235H94ZM104 236H105V235H104ZM104 236H103V237H104ZM5 237H6V236H5ZM7 237H8V236H7ZM32 237H33V236H32ZM67 237H68V236H67ZM72 237H73V236H72ZM75 237H73V238H75ZM77 237H80V236H77ZM77 237H76V238H77ZM84 237L86 238L85 234H84ZM95 237H99V236H95ZM103 237H102V238H103ZM8 238H9V237H8ZM10 238H11V237H10ZM16 238H18V236H17ZM20 238H21V237H20ZM42 238H40V239L43 240ZM69 238H71V237H69ZM73 238H72V239H73ZM88 238H89V237H88ZM1 239H2V238H1ZM1 239H0V241H1ZM3 239H4V238H3ZM40 239H38V240H40ZM61 239H63V241H65V240L68 241V238H67V239L65 238V240H64V238L61 237ZM72 239H71V240H72ZM36 240H37V239H36ZM52 240H54V239H52ZM52 240H51V241H52ZM55 240H56V236H55ZM58 240H59V238H58ZM58 240H57V242H58ZM80 240H81V239H80ZM86 240H87V239H86ZM91 240H92V239H91ZM14 241H16V240L14 239ZM19 241H20V240H19ZM21 241H22V239H21ZM51 241H50V243H51ZM66 241H65V244H66ZM69 241H70V239H69ZM74 241H75V240H74ZM78 241H79V239H78ZM83 241H84V240H83ZM88 241H89V240H88ZM92 241H93V240H92ZM92 241H91V242H92ZM12 242H13V241H12ZM17 242H18V241H17ZM38 242H39V241H38ZM41 242H42V241H41ZM44 242H45V241H44ZM48 242H49V240H48ZM61 242H62V241H61ZM61 242H59L58 244H60ZM91 242H90V244H91ZM45 243H47V242H45ZM45 243H44V244H45ZM67 243H68V242H67ZM69 243H70V245H74V243L71 244L72 242H69ZM75 243H77V239H76ZM80 243H82V240H81ZM83 243H84V242H83ZM87 243H89V242H87ZM92 243H93V242H92ZM12 244H13V243H12ZM12 244H11V245H12ZM42 244H43V243H42ZM51 244H53V241H52ZM65 244H64V246H65ZM90 244H89V245H90ZM56 245H57V243H56ZM56 245H55V246H56ZM60 245H61V244H60ZM62 245H63V242H62ZM67 245L69 246V244H67ZM67 245H66V248H67ZM80 245H81V244H80ZM80 245H79V247H80ZM5 246H6V245H3V246L0 245V255H6V256H9V257L15 255V256H19V257H20L21 259H23V260H26V259H31V260L33 259V260H34V259H35V261H36V257H37V255H36L35 253H36L37 247H36V248H35V247L33 248V249H35L34 251L31 250V251H32V252H31L32 254H28V253H26V252H29V253H30V250H29V251L26 250V251L24 252L25 249H23L22 246H21V249L23 250V252H19V251H16V250H9V249H7L8 247H7V246L5 247ZM38 246H40V245H38ZM48 246H49V245H48ZM51 246H52V245H51ZM86 246H88V245L86 244ZM91 246H92V245H91ZM94 246H95V244H94ZM94 246H93V248L95 249ZM44 247H45V246H44ZM44 247H43V248H44ZM46 247H47V246H46ZM60 247H61V246H60ZM69 247H70V246H69ZM77 247H78V246H77ZM17 248H18V247H17ZM40 248H42V246H40ZM43 248H42V249H43ZM61 248L63 249V247H61ZM61 248H60V250H61ZM66 248H65V249H66ZM82 248H83V245H82ZM86 248H88V247H85V249H86ZM91 248H92V247H91ZM91 248H90V249H91ZM93 248H92V249H93ZM42 249H40V250H42ZM46 249H47V248H46ZM50 249H52V251H53V249H55V248H50ZM57 249H58V247H57ZM69 249H70V248H69ZM71 249H72V246H71ZM74 249H75V248H73L72 250H74ZM79 249H80V248H78V250H79ZM92 249H91V250H92ZM96 249H97V248H96ZM38 250H39V249H38ZM80 250H81V249H80ZM86 250H87V249H86ZM43 251H44V250H43ZM45 251H46V250H45ZM47 251H48V249H47ZM50 251H51V250H50ZM52 251H51V254L54 253V252L52 253ZM62 251H63V250H62ZM65 251H66V250H65ZM65 251H64V252H65ZM83 251H84V250H83ZM87 251H88V250H87ZM87 251H85V252H87ZM89 251H90V250H89ZM41 252H42V251H40V256H41V254H43V252H42V253H41ZM75 252H76V250H75ZM77 252L80 253V251H77ZM95 252H98V250H96ZM95 252H94V253H95ZM55 253H57V252H55ZM55 253L53 254L54 256H55ZM58 253H59V252H58ZM58 253H57V255H58ZM83 253H84V252H83ZM87 253H88V252H87ZM87 253H86V254H87ZM92 253H93V252H92ZM45 254H46V253H45ZM45 254H44V256H45ZM48 254H50L49 251H48ZM68 254H69V253H68ZM68 254H67V255H68ZM71 254H73V253H71ZM74 254H75V253H74ZM77 254H78V253H77ZM84 254H85V253H84ZM95 254H96V253H95ZM57 255H56V256H57ZM59 255H60V254H59ZM65 255H66V254L64 253L63 256H65ZM81 255H82V253H81ZM81 255H80V257H81ZM88 255H89V254H88ZM88 255H87V257H88ZM92 255H94V254H92ZM50 256H51V255H49V259L51 258ZM68 256H69V255H68ZM70 256H71V255H70ZM73 256H74V255H73ZM75 256H76V257H75V259L73 260L74 262H75L76 258H78V257H77L78 255H75ZM98 256H99V255H98ZM32 257H35V258H32ZM38 257H39V254H38ZM80 257H79V261L82 262V260H80ZM87 257H86V258L83 257V258H85V259H83V260L87 261V260H89L90 257L92 258L91 255H89V258H88V259H87ZM93 257H94V256H93ZM96 257H97V256H96ZM96 257H95V258H96ZM99 257H100V256H99ZM40 258H41V257H40ZM40 258L37 259V260H39V262H40ZM45 258L47 259L48 257H45ZM62 258H63V257H62ZM69 258H70V257H69ZM69 258H68V259H69ZM91 258H90V259H91ZM95 258H92V260H96ZM97 258H98V257H97ZM41 259H42V261H43V260L45 261V259H43V258H41ZM57 259H60V258L58 257ZM31 260H30V261H31ZM47 260H48V259H47ZM50 260H51V259H50ZM63 260H64V262H65V259H64V258L61 259L60 261H59V260H56V261L61 262V261H63ZM70 260H71V259H70ZM70 260H69V262H70ZM28 261H29V260H28ZM53 261H55V260H53ZM67 261H68V260H67ZM73 261H71V262L73 263ZM77 261H78V260H77ZM77 261L75 262V264L77 263ZM96 261H99V260H96ZM96 261H94V262H96ZM71 262H70V264H72ZM100 262H102V261H100ZM28 263H29V262H27V264H28ZM33 263L37 264V261H36V262H32V264H33ZM66 263H68V262H66ZM102 263H103V262H102ZM30 264H31V263H30ZM56 264H57V262H56ZM58 264H59V263H58ZM63 264H65V263H63Z\"/></svg>",
    "mask_w": 264,
    "mask_h": 264
}]
</instances>
